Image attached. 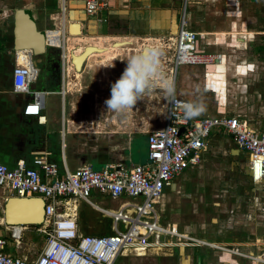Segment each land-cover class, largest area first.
I'll return each instance as SVG.
<instances>
[{"label":"rangeland","instance_id":"1","mask_svg":"<svg viewBox=\"0 0 264 264\" xmlns=\"http://www.w3.org/2000/svg\"><path fill=\"white\" fill-rule=\"evenodd\" d=\"M74 4L81 7L75 9L80 13L73 14V9L67 7V19L82 22L83 25L78 35L69 33V43L80 47L98 45L107 50L89 56L84 61L82 70L75 74L76 78L71 74L68 78L70 94L67 100L74 109V120L70 127L78 130L83 138L93 132L115 135L111 142H120L121 146L118 148V145H111L110 164L121 163L119 154L130 148L134 159H144L145 153L137 154L135 149H141L145 135L162 125L166 93L157 85L150 93H146L134 108L128 109L124 114L106 113L103 102L110 97L111 84L121 76L129 57L140 52L147 44L155 43L163 49V44L168 43L167 39L163 37L155 41L120 37L114 41L129 42L116 47L113 40L98 38L102 33L94 32L102 31L100 28H88V16L85 21L81 20L84 14L83 1ZM39 5L25 3V0H0V79L4 82L10 83L8 72L14 57L12 49L8 48L12 37L14 10L20 7L31 9L41 29H56L61 24L59 0H45L42 6ZM196 5L198 11L192 26L199 33L200 46L198 45L196 50L198 54L208 56L209 60L192 66H180L178 70L170 71L171 64L167 58L171 57V53L163 49L161 64L167 78L175 84V93L186 100L202 101V114L206 117L239 112L246 121L257 117L264 119V0H189L184 16L187 26L191 20V8ZM107 25L109 30L125 29L122 24ZM47 52L53 53V66L49 67L55 71L61 63L62 48L48 47ZM217 58L218 62L215 61ZM163 59H166V62H163ZM210 64L214 65L213 68L207 69L206 65ZM92 96L93 99L95 97V105L91 102ZM60 104L59 97L54 94L45 97L44 108L47 113L59 117ZM98 117L101 120H98ZM103 124L106 126L103 127ZM225 136L222 135L223 138ZM130 137L134 138L131 145L128 144ZM207 147V154L203 155L205 152L200 151L198 158L185 167L186 169L188 165L195 166L194 174L200 176L197 178V184L193 181L186 184V189L191 191L190 198L183 200V195L178 193L174 196V205H170L171 208L165 211V221L168 217L178 221L179 235H166L159 241L151 238L146 241L144 251L141 250L139 254L126 251L124 255H119L114 264H180L182 257L191 264H201L204 260L202 257L199 262L198 259L194 262L195 246L199 247L200 255L227 251L239 257L237 264H264V181L256 183L257 180L250 178L249 160L245 153L238 150L236 153L229 152L233 145H225L224 142L222 146H218L209 140ZM114 149H120L119 153ZM234 149L236 150L235 147ZM233 154L236 156L232 158ZM204 157L207 158L206 167L201 164ZM200 190L202 193L199 196ZM244 206L246 210L243 209ZM89 208L87 204L81 205L80 208V212L84 210L81 218L85 226L95 224L91 218L94 211ZM215 214H218L219 218L222 215H225V218L228 216L227 225L221 221L218 223L220 225H204V230L198 226L197 218L206 220L207 217H215ZM189 221H194L197 226L192 229L191 234H184V229H187L184 225H188ZM31 227V230L25 231L24 237L26 241H32L29 248L35 252L44 242V235L35 231L36 226ZM228 238L232 241L221 242V239ZM180 247H183L182 257ZM247 251L254 253L249 258L243 257L247 255Z\"/></svg>","mask_w":264,"mask_h":264},{"label":"built area","instance_id":"2","mask_svg":"<svg viewBox=\"0 0 264 264\" xmlns=\"http://www.w3.org/2000/svg\"><path fill=\"white\" fill-rule=\"evenodd\" d=\"M84 12L89 16L101 15L110 0H82ZM189 0H181V15L175 35L166 37L163 49L171 53L167 58L170 71L182 65H193L209 60L198 54L196 42L199 33L187 27L185 10ZM48 31L46 44L50 45ZM61 53V66L69 63L68 54ZM23 52L20 54V52ZM11 69V85L15 93H29L30 84L38 74L31 52L14 51ZM212 60V58H211ZM219 61L218 58L215 60ZM166 62V59H163ZM72 66V64H71ZM177 102L189 100L175 93ZM44 101L33 92L25 105L24 115H39ZM182 128V130H180ZM214 129L226 132L238 148L248 152L252 179L264 176V129L251 128L245 120L236 116H209L186 119L182 108L168 97L163 125L146 135L147 155L143 163L129 168L121 163L107 164L96 169L82 165L69 170L62 169L44 156L32 159L33 166L18 161L14 167L0 161V187L12 190L17 196H37L43 201L42 221L36 230L44 235V242L32 259L10 255L5 250L6 239L0 237V264H114L126 251L135 254L145 250L146 241H155L166 235H179L175 227L161 225L154 204L163 189L180 174L189 162H194L200 151L207 147L208 137ZM112 198L125 195L139 198L117 210L96 205L90 199L93 192ZM79 202L111 219L109 233L86 234L79 231ZM14 240L19 237L13 228Z\"/></svg>","mask_w":264,"mask_h":264},{"label":"crops","instance_id":"3","mask_svg":"<svg viewBox=\"0 0 264 264\" xmlns=\"http://www.w3.org/2000/svg\"><path fill=\"white\" fill-rule=\"evenodd\" d=\"M82 0H62L60 2V11H61V24L56 28L54 33L52 34L53 40L59 39L62 43V47H64V54L79 55L84 47H80L79 45L72 46L69 43L70 35H78L79 30H82V22L78 21H69L66 16V8L70 7L73 9L71 11L73 14H77L80 11L75 10L81 8L80 6H76L75 2H81ZM33 3V5L41 4L45 2V0H34L29 1L25 0V3ZM49 2V1H48ZM198 5L191 8V20L188 22V28L193 29V24L195 22V16L198 11L196 8ZM181 0H110L109 6L107 9L103 10L101 15H93L88 16L84 9V12L81 20H87L88 28L90 30H97L100 28L102 31H92L94 33H102L98 35V38L102 37L103 39L113 40V44L115 45L116 41L120 37L124 38H140L144 40H155L158 38H163L167 36L175 35L179 20L178 16H180L181 12ZM21 8V7H20ZM81 11V12H82ZM14 13V12H13ZM82 15V14H81ZM78 22L80 24L72 25L71 23ZM107 24H122L125 25V29L122 31L109 30ZM196 24V23H195ZM80 25V26H79ZM12 26H13V17H12ZM50 29H54L48 27ZM71 28V29H70ZM80 28V29H79ZM72 31V32H71ZM115 31V32H114ZM106 35V36H104ZM97 37V36H96ZM116 40V41H114ZM127 43L129 41H120L117 43ZM151 44H147L146 46H150ZM152 45H156L153 43ZM200 46L199 38L196 42V48ZM13 46V41L11 37V42L9 43L8 48L11 50ZM90 46H98V45H90ZM58 47V46H57ZM61 47V48H62ZM105 48L103 46H98ZM144 47V46H143ZM142 47V48H143ZM56 48V47H55ZM104 51H98L99 53H103ZM142 50V49H141ZM14 55V50H11ZM23 52L21 51L20 54ZM96 53V52H94ZM93 53V54H94ZM52 52H46L44 55V61L35 64L38 70L36 80L30 84V92L29 93H15L13 91L11 85V69L10 68L8 75L10 78V83L4 82L3 79H0V161L7 164L9 167H14L18 161H23L27 166L32 165V159L36 156H44V158L49 162L56 163L60 169H62L63 165H66L69 170H73L76 167L82 165H91L92 167L98 169L110 164V157L113 144L114 146L118 145V148L121 146L120 142L112 143L111 140L115 139V135L101 134L100 132H93L88 134V136L79 135L78 130L72 129L70 126L71 122L74 120V109L73 106H70L69 101L67 100L69 93L70 83L68 78L70 74L76 78L77 73L80 71H76L74 65L69 60V63L66 62L64 66V70L62 69L61 63L59 68L55 71L51 70L49 67L52 65L51 56ZM33 62L37 61V58L32 56ZM61 59V56H60ZM72 64V66H71ZM84 64V63H83ZM182 66H192V65H182ZM214 65H206L207 69H212ZM183 68V67H182ZM104 70L102 71V74ZM2 76V75H0ZM1 78V77H0ZM34 93H38L44 101L45 105V97L47 95L54 94L58 96L60 99V115L59 117L53 113H47L46 109L43 108L40 110L39 115H24L25 105L28 101L31 100ZM177 94V93H176ZM178 95V94H177ZM190 101V100H189ZM111 113L110 111H106ZM102 113H104L102 111ZM239 112H230L225 114H216V115H208V116H236L240 119H243ZM198 117H206L204 114L199 115ZM97 118V117H96ZM98 120H101L98 117ZM106 120V118H105ZM246 121V120H245ZM248 121V122H247ZM246 123L253 129L262 130L264 129V119H248ZM164 122V117H163ZM163 125V123H162ZM161 125V126H162ZM106 126L103 124V127ZM160 126V127H161ZM114 133V131H112ZM226 135L224 138L222 135ZM83 140H81V138ZM221 137V138H220ZM144 142L141 144V149H135L137 154L145 153V158L136 160L133 157L132 148L127 151H122V154H119V160L122 165L129 168V166H133L135 164L143 163L146 159L147 149H146V135L144 137ZM101 139V140H100ZM134 138L130 137L128 140V144L131 145ZM213 141L218 146H222L225 142V145H233L236 150L233 148L229 149V152L236 153V151H240V153H245L247 160H249L248 152L240 149L234 143L232 138L221 129H214L209 137L208 142ZM209 148L206 147L203 150L207 154L209 152ZM212 149V148H211ZM117 150V151H116ZM120 149H114V151L119 153ZM138 150V151H137ZM223 154V153H221ZM236 155H232V158ZM207 158L204 157L201 160V164L206 167L208 164L206 162ZM195 166L188 165L186 169H184L180 174L175 176L168 184L165 185L161 197L154 204L155 211L159 217V223L161 225H170L174 226L177 229L178 221L176 219L168 217L167 221L164 220L165 211L169 210L170 205H174V200L178 193L183 195L181 199H187L191 196V191L187 190L186 184L198 183L197 178H200L198 174H194ZM198 172V169H197ZM248 172L250 173V178H252L250 168H248ZM256 183H262L264 181V176L257 180ZM256 185V184H255ZM198 191L200 196L201 194ZM26 198V199H22ZM27 198H32L31 200H27ZM37 196H17L12 190L6 189L4 187H0V237H4L6 239L5 250L10 255L17 257H27L28 259H32L36 256L38 251L40 250L43 243L40 245L38 251H30L29 245L30 240L26 241L24 237L25 231L31 230V226H36L33 224H24V225H10L5 219V205L8 201H10L9 205H13L12 207V215H15L17 212H23V205H41L39 200H34ZM201 198L199 202H201ZM90 199L96 205L101 207L117 210L121 205H124L128 202H139V198H129L125 195L120 197L112 198L108 196H100L95 191L92 193ZM81 205H86L83 202H79V215H78V226L79 231L86 234H100V233H109L112 231L111 229V219L100 212L89 208L94 211V214L91 218L94 219V225H84L82 222V214L84 210L80 212ZM35 206L33 209L35 210ZM169 208V209H168ZM246 210V206L243 207ZM207 211V209H206ZM221 212V211H220ZM17 213V214H18ZM214 215V213H213ZM215 217H207L206 220L201 218H197L196 222L199 223V227L204 230V225L208 224H218L221 221H224V225H227V220L229 219L225 213L220 218L218 214H215ZM171 216V214H170ZM238 216H240L238 214ZM84 217V216H83ZM222 219V220H220ZM108 221V224H106ZM190 223L185 224L184 226L187 229H184V234L192 232V229H195L196 224L194 221H189ZM100 223V225H98ZM105 224V225H104ZM15 229V233L19 234L17 239H13L10 236L11 230ZM35 231L36 227H35ZM177 232V230H174ZM38 233V232H37ZM178 233V232H177ZM223 241H232L231 238L221 239ZM220 242V243H221ZM124 255V253H123ZM203 260V264H237L239 257L230 254L227 251H214L212 253H205L200 255ZM189 259V258H188ZM201 263V264H202ZM181 264V260H180ZM183 264H191L188 260L183 261Z\"/></svg>","mask_w":264,"mask_h":264},{"label":"clouds","instance_id":"4","mask_svg":"<svg viewBox=\"0 0 264 264\" xmlns=\"http://www.w3.org/2000/svg\"><path fill=\"white\" fill-rule=\"evenodd\" d=\"M163 55L159 45H150L129 57L121 76L111 84L110 97L104 101L107 111L124 114L159 85L167 97L182 108L184 118L194 119L201 115L204 111L202 101L175 100V84L167 78L161 64Z\"/></svg>","mask_w":264,"mask_h":264},{"label":"water","instance_id":"5","mask_svg":"<svg viewBox=\"0 0 264 264\" xmlns=\"http://www.w3.org/2000/svg\"><path fill=\"white\" fill-rule=\"evenodd\" d=\"M48 29H41L38 27V23L36 19L34 18L31 9L27 7L23 8H16L13 13V26H12V41L13 46L12 50L20 51V50H28L31 52V55L37 58V61L35 64L40 63L44 61V55L47 52V48L51 47L46 44V34ZM81 32V30L79 31ZM147 46H144L142 50H144ZM93 48V46L87 45L84 47L83 51L75 56L73 54H70V61L73 64L74 58L82 57V62L79 70L81 71L84 61L87 59L86 57H83L84 53L87 49ZM63 52V50H62ZM85 56V55H84ZM86 58V59H85ZM85 59V60H84ZM74 68L76 69V64H73ZM182 130V128H180ZM26 199V198H22ZM32 198H27V200H31ZM34 200H39L40 207L38 209H33L32 205H23L24 211L20 213H16L15 215H12V207L13 205H9L10 201L7 202L5 205V219L10 225H24V224H38L42 221L43 216V201L41 198L37 197L34 198ZM42 212V215L40 217V214ZM41 220L39 221V219ZM183 247H180V255L182 257ZM198 246H195V252H194V262L196 263V260L198 259V262L200 261V254L198 250ZM183 257L181 262H183Z\"/></svg>","mask_w":264,"mask_h":264},{"label":"bare ground","instance_id":"6","mask_svg":"<svg viewBox=\"0 0 264 264\" xmlns=\"http://www.w3.org/2000/svg\"><path fill=\"white\" fill-rule=\"evenodd\" d=\"M62 0H60V2H61ZM64 1H66V0H64ZM61 8V7H60ZM75 24H80V23H78V22H73V23H71V27H72V25H75ZM80 26V25H79ZM71 29V28H70ZM80 29V28H79ZM56 29H50L49 31H48V37H49V43H50V45H53V46H58V47H62V43H61V41L59 40V39H57L56 41L55 40H53V36H52V34L54 33V31H55ZM80 31V30H79ZM72 32V31H71ZM80 33V32H79ZM77 35V34H76ZM116 44L114 45V46H120V45H122V44H125V42H123V43H117V42H115ZM104 49L105 48H102V47H98V46H95V47H93V48H89V49H87L86 50V52L84 53V55H83V57H86V58H88L89 56H91V55H93V53L94 52H96V53H99L98 51H104ZM75 56H77V55H75ZM85 58V59H86ZM75 60H74V63L73 64H76V70H79L78 68L80 67V65H81V62H82V57H79V58H74ZM84 59V60H85ZM218 62V61H217ZM83 64V63H82ZM33 206H35L36 208L35 209H38L39 207H40V205H33ZM41 215H42V212H41V214H40V217H41ZM41 220V218L39 219V221ZM175 230H177V229H175ZM123 255V254H122Z\"/></svg>","mask_w":264,"mask_h":264},{"label":"flooded vegetation","instance_id":"7","mask_svg":"<svg viewBox=\"0 0 264 264\" xmlns=\"http://www.w3.org/2000/svg\"><path fill=\"white\" fill-rule=\"evenodd\" d=\"M94 96H96V95L94 94ZM93 100H95V97H94V99H93V96H92V98H91V102L94 103L93 105H95L96 102H94ZM103 103H104V102H103ZM223 250H224V249H223ZM253 253H254L253 251H247V253H246L247 255H246V256H243V257H247V258H249L250 255H253ZM245 262H246V261H245ZM202 264H203V263H202Z\"/></svg>","mask_w":264,"mask_h":264},{"label":"trees","instance_id":"8","mask_svg":"<svg viewBox=\"0 0 264 264\" xmlns=\"http://www.w3.org/2000/svg\"><path fill=\"white\" fill-rule=\"evenodd\" d=\"M34 225V224H33ZM36 225V227L38 226V224H35Z\"/></svg>","mask_w":264,"mask_h":264}]
</instances>
